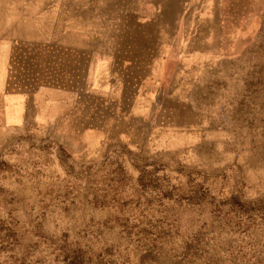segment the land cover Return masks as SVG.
Here are the masks:
<instances>
[{
    "label": "rangeland",
    "instance_id": "1",
    "mask_svg": "<svg viewBox=\"0 0 264 264\" xmlns=\"http://www.w3.org/2000/svg\"><path fill=\"white\" fill-rule=\"evenodd\" d=\"M0 10V264H264V0Z\"/></svg>",
    "mask_w": 264,
    "mask_h": 264
},
{
    "label": "crops",
    "instance_id": "2",
    "mask_svg": "<svg viewBox=\"0 0 264 264\" xmlns=\"http://www.w3.org/2000/svg\"><path fill=\"white\" fill-rule=\"evenodd\" d=\"M28 5L30 6V2L28 3ZM6 10V9H5ZM4 10V12H5ZM1 11V10H0ZM2 12V11H1ZM4 12H2L4 14ZM6 21H4L3 23H0L2 25V27H0V30L3 31H11L13 30L10 29L8 26H6ZM2 35H5V33H3ZM7 36V35H6ZM5 36V37H6ZM1 39H3V36H0ZM6 48H5V44L4 42H0V73L3 71V61L6 57ZM125 59V58H124ZM127 60H134V58H126ZM143 58H141L140 60H142ZM136 61V60H134ZM112 68V67H111ZM74 95L70 94L69 92H65V91H60V90H45L44 92H42L41 96H39L38 101H40V115L42 116H47V115H51V113H56L57 110H59V112H61V114L63 115V113L65 114L67 111L72 110V103L73 101H75L74 99ZM2 99V97H1ZM10 101H12V97L10 98ZM54 104L55 108L53 109V107L47 108L45 106H52ZM12 106L11 102H9L8 104V110H10V107Z\"/></svg>",
    "mask_w": 264,
    "mask_h": 264
}]
</instances>
